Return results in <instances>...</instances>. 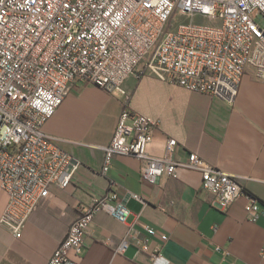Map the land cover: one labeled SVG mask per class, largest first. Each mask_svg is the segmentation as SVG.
<instances>
[{"label": "built area", "instance_id": "built-area-1", "mask_svg": "<svg viewBox=\"0 0 264 264\" xmlns=\"http://www.w3.org/2000/svg\"><path fill=\"white\" fill-rule=\"evenodd\" d=\"M264 0H0V184L9 202L0 219L16 237L52 188H68L78 163L43 128L75 82L122 97L123 110L104 149L103 174L115 156L139 160L141 179L156 184L181 170L202 174L212 207L226 212L245 195L235 176L211 166L196 153L185 161L152 157L158 121L130 107L125 83L138 68L160 81L233 103L246 70L264 80ZM195 18L217 21L201 25ZM130 197L146 204L136 194ZM251 222L264 217L249 196ZM107 212L125 223L130 210L110 191L95 197L71 224L66 239L47 264H79L96 215ZM150 235H156L153 228ZM126 236L118 248L130 244ZM163 240L167 236L162 235ZM160 254L154 255L156 260Z\"/></svg>", "mask_w": 264, "mask_h": 264}, {"label": "crops", "instance_id": "crops-1", "mask_svg": "<svg viewBox=\"0 0 264 264\" xmlns=\"http://www.w3.org/2000/svg\"><path fill=\"white\" fill-rule=\"evenodd\" d=\"M137 72L140 76L125 83L130 107L159 124L147 153L165 156L174 138L177 145L170 159L185 161L196 153L237 177L245 195L264 211V80L256 70H246L233 103L160 81L142 67ZM122 110L120 94L78 81L72 85L43 130L78 163L73 181L66 189L52 188L21 236L0 225V264H47L80 213L93 198L110 191L125 200L130 216L122 223L107 212L98 213L82 253L72 255L79 264H264V217L256 223L249 220L245 195L220 211L210 204L200 172L181 170L177 178L150 184L141 179L142 163L131 156H115L103 174L104 149ZM8 202L0 184V219ZM149 228L157 234L150 235ZM130 233V244L118 252Z\"/></svg>", "mask_w": 264, "mask_h": 264}, {"label": "rangeland", "instance_id": "rangeland-1", "mask_svg": "<svg viewBox=\"0 0 264 264\" xmlns=\"http://www.w3.org/2000/svg\"><path fill=\"white\" fill-rule=\"evenodd\" d=\"M196 23L201 24V25H216L218 22L217 21H212L209 19H202V18H195L194 20ZM256 22L261 26V28L264 29V17L259 16L256 20ZM143 68V66H142Z\"/></svg>", "mask_w": 264, "mask_h": 264}]
</instances>
